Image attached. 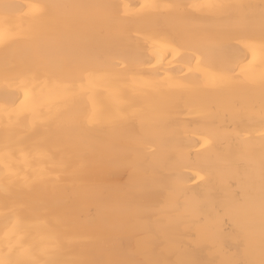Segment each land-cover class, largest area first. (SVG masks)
<instances>
[{"label":"bare ground","instance_id":"1","mask_svg":"<svg viewBox=\"0 0 264 264\" xmlns=\"http://www.w3.org/2000/svg\"><path fill=\"white\" fill-rule=\"evenodd\" d=\"M262 260L264 0H0V261Z\"/></svg>","mask_w":264,"mask_h":264},{"label":"snow or ice","instance_id":"2","mask_svg":"<svg viewBox=\"0 0 264 264\" xmlns=\"http://www.w3.org/2000/svg\"><path fill=\"white\" fill-rule=\"evenodd\" d=\"M0 264H4V262L0 261ZM12 264H26V262H24V261H15V262H12ZM260 264H264V260H262L260 262Z\"/></svg>","mask_w":264,"mask_h":264}]
</instances>
